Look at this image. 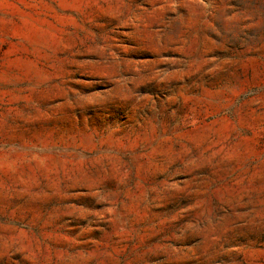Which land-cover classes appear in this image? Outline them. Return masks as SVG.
<instances>
[{
	"label": "rangeland",
	"instance_id": "1",
	"mask_svg": "<svg viewBox=\"0 0 264 264\" xmlns=\"http://www.w3.org/2000/svg\"><path fill=\"white\" fill-rule=\"evenodd\" d=\"M0 264H264V0H0Z\"/></svg>",
	"mask_w": 264,
	"mask_h": 264
}]
</instances>
